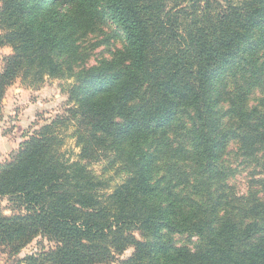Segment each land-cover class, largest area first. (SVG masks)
I'll list each match as a JSON object with an SVG mask.
<instances>
[{"label": "trees", "instance_id": "16d2710c", "mask_svg": "<svg viewBox=\"0 0 264 264\" xmlns=\"http://www.w3.org/2000/svg\"><path fill=\"white\" fill-rule=\"evenodd\" d=\"M106 20L123 48L88 66L82 41ZM0 32V120L20 76L73 81L64 113L0 165L10 264H264V107L245 81L264 0H1ZM70 127L78 161L62 152ZM232 143L262 168L246 195L228 183ZM108 152L125 173L110 195L87 165ZM39 239L50 247L21 258Z\"/></svg>", "mask_w": 264, "mask_h": 264}, {"label": "rangeland", "instance_id": "374dc122", "mask_svg": "<svg viewBox=\"0 0 264 264\" xmlns=\"http://www.w3.org/2000/svg\"><path fill=\"white\" fill-rule=\"evenodd\" d=\"M82 44L86 50L88 66H93L102 59L112 58L115 52L123 48L124 40L118 29L106 20L96 28L93 34L85 38ZM12 54L11 47H0V71L3 68L5 58ZM260 70L263 72L259 84L256 80ZM245 81L253 87L256 83L250 98V106L259 104L258 107H264V100L260 101L264 99V57L260 59L259 56L256 63L248 67V72H245ZM72 84L73 81L51 79L47 76L36 83L33 79H24L20 76L7 89L3 100V116L0 120V165L10 161L19 151L21 143L26 141L34 131L64 113L68 105V92ZM74 133V128L70 127L63 136L62 152L64 158L70 161L80 160L81 155V147ZM101 156L99 161L88 162L87 165L98 179L108 184L109 189L105 192L110 195L115 187L122 183L125 173L113 153H102ZM225 165L233 171L228 183L240 195H246L250 188L254 187V182L262 177L259 161L245 158L235 143L229 147L225 157ZM256 190H259V187ZM0 206L6 215H9L10 211L15 208L14 204L9 203L7 199H1ZM176 241L179 245L193 247L197 239H191L187 235H178ZM43 246L50 247L47 242L41 239L36 240L24 250L20 257L36 252ZM132 253L133 249L128 250L122 258H128ZM0 264H10L7 256L1 251Z\"/></svg>", "mask_w": 264, "mask_h": 264}]
</instances>
